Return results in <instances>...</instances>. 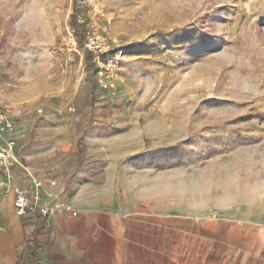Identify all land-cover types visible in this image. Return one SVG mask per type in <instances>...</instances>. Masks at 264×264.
I'll return each instance as SVG.
<instances>
[{"label":"rangeland","instance_id":"rangeland-1","mask_svg":"<svg viewBox=\"0 0 264 264\" xmlns=\"http://www.w3.org/2000/svg\"><path fill=\"white\" fill-rule=\"evenodd\" d=\"M0 108L16 115L15 191L64 182L67 204L129 161L167 176L171 198L183 177L255 202L264 0H0Z\"/></svg>","mask_w":264,"mask_h":264},{"label":"crops","instance_id":"crops-1","mask_svg":"<svg viewBox=\"0 0 264 264\" xmlns=\"http://www.w3.org/2000/svg\"><path fill=\"white\" fill-rule=\"evenodd\" d=\"M114 165L77 181L67 204L66 183L42 185L44 204L78 211L52 213L49 227L17 213L19 186L2 166L0 264H264V194L250 202L226 192L217 202L216 193L180 177L171 198L167 176L148 174L138 162Z\"/></svg>","mask_w":264,"mask_h":264},{"label":"built area","instance_id":"built-area-1","mask_svg":"<svg viewBox=\"0 0 264 264\" xmlns=\"http://www.w3.org/2000/svg\"><path fill=\"white\" fill-rule=\"evenodd\" d=\"M73 46L77 45L75 38L71 39ZM16 115L8 108H0V166H6L10 159V153H13L16 146V138L13 133ZM40 193L35 192L28 195L24 192H14V206L19 215L33 214L41 219L43 227L50 226V217L54 212H70L73 216L78 215V211L68 205L50 206L42 202Z\"/></svg>","mask_w":264,"mask_h":264},{"label":"trees","instance_id":"trees-1","mask_svg":"<svg viewBox=\"0 0 264 264\" xmlns=\"http://www.w3.org/2000/svg\"><path fill=\"white\" fill-rule=\"evenodd\" d=\"M71 28H72L73 36L76 39L78 46L81 47L83 45V37L85 35V30L83 29L82 26L78 25L75 20L71 24ZM37 249H38L37 243L35 242V240H32L31 246L28 248V253L32 257V259L35 258V252ZM32 264H37V263L33 262Z\"/></svg>","mask_w":264,"mask_h":264},{"label":"bare ground","instance_id":"bare-ground-1","mask_svg":"<svg viewBox=\"0 0 264 264\" xmlns=\"http://www.w3.org/2000/svg\"><path fill=\"white\" fill-rule=\"evenodd\" d=\"M14 129H15V127H14ZM14 129H13V131H14ZM10 157L12 159V153H10ZM34 190H35V192L40 193V190H41L40 185L39 184H36Z\"/></svg>","mask_w":264,"mask_h":264}]
</instances>
